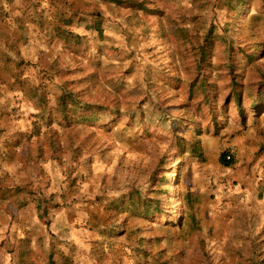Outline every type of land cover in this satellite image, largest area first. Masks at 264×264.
Masks as SVG:
<instances>
[{
    "label": "rangeland",
    "instance_id": "rangeland-1",
    "mask_svg": "<svg viewBox=\"0 0 264 264\" xmlns=\"http://www.w3.org/2000/svg\"><path fill=\"white\" fill-rule=\"evenodd\" d=\"M148 1L160 17L128 0H0V215L9 190L24 212L0 264H249L264 253V101L245 104V120L234 102L221 109L227 62L247 97L264 80V46L252 66L218 43L208 51L225 76L213 77L215 123L187 90L211 24L250 42L249 7L237 19L224 0ZM68 94L101 110L66 107Z\"/></svg>",
    "mask_w": 264,
    "mask_h": 264
},
{
    "label": "trees",
    "instance_id": "trees-1",
    "mask_svg": "<svg viewBox=\"0 0 264 264\" xmlns=\"http://www.w3.org/2000/svg\"><path fill=\"white\" fill-rule=\"evenodd\" d=\"M12 3L13 0H7ZM129 5L131 6L133 13L135 14H153L158 17L161 16V11L150 8L148 0H128ZM251 0H224L223 8L227 9L230 12L234 13V17L237 19L241 17L242 12L246 7H249L248 14L250 15V30L252 32L249 35L250 42H247V46L242 45L241 42H238L235 38V28H233L232 24L225 22L223 24H211L209 28H207L204 34V45L201 48L200 57L195 61V68L192 77L189 80L187 85L188 90V99L190 101V106L194 108V110L201 114L204 110L208 109V115L211 120L215 123L218 120L217 112L215 110L214 104L211 100V95L215 93L217 90V84L213 81V77L217 74L216 80L220 77L225 78L223 74H220V66L213 63L211 59H209V50L213 49L216 43L220 44V46L224 49L225 57L230 60L234 52H239L243 54L245 64L248 66H252L261 51V48L264 46L262 41L257 42L254 37V33L258 30V27L264 29V0H262V7L258 11V13L251 14L252 6L249 4ZM51 25H54L51 23ZM54 31L57 34L62 35L65 34V30H62L57 25L53 26ZM262 31V30H261ZM264 33V31H263ZM257 35V34H255ZM253 39V41L251 40ZM228 74L226 77H230V82L228 84L229 95L226 100L222 103L221 109L223 115H227V111L230 108L231 104L234 102L236 107L238 108L240 115H242L243 120H245L246 114L244 113L245 104H248L254 112H257V107L260 103L264 101V80L258 84V90L254 93L247 94V97L244 96L243 91L245 90L244 85L241 83V79H243V75L235 72L233 65L230 62H227ZM207 71V72H205ZM264 79V78H263ZM247 98V100H246ZM64 104L66 107L68 105L73 104L78 108L86 111V114L93 113L96 111H100V106H95L92 104H82L71 94H68L64 97ZM206 115V112H204ZM133 115L131 116V118ZM182 120L186 124H194L195 130L201 132L203 129L209 131L211 129V125L207 124L205 127H202L199 122H195L191 118H182ZM177 146L179 149H182L184 152L190 151L193 155L203 158V153L201 148L195 146V144L191 143L185 138L178 137ZM228 155H231V159L227 158ZM220 163L225 167H232L236 160L232 154L229 152H225L222 154L220 158ZM201 248H203V252L205 257H208V251L206 249L205 241L201 240ZM249 264H264V253L259 249L257 254L248 257ZM57 264H74L71 261V258L63 254L60 261Z\"/></svg>",
    "mask_w": 264,
    "mask_h": 264
},
{
    "label": "crops",
    "instance_id": "crops-1",
    "mask_svg": "<svg viewBox=\"0 0 264 264\" xmlns=\"http://www.w3.org/2000/svg\"><path fill=\"white\" fill-rule=\"evenodd\" d=\"M14 38L20 39V36L17 34L16 36H14ZM5 50H10V49L6 48ZM3 190H5L4 187H3ZM5 198L7 199V202L3 204L2 215H0L1 216L0 217L1 218L0 220V261L3 263H7L9 259L8 258L9 247L6 243V240L8 239V231L10 230L11 226H12V229H14V231H16L19 228L23 214H24V212H21V211L19 212L20 210L19 207L21 204L17 202L19 198L17 194L9 190L8 193L5 194ZM263 204H264V197H263ZM4 209H6L5 212H7L8 214L3 212ZM263 244H264V240H263ZM16 255L15 257H18L19 253L16 252Z\"/></svg>",
    "mask_w": 264,
    "mask_h": 264
},
{
    "label": "built area",
    "instance_id": "built-area-1",
    "mask_svg": "<svg viewBox=\"0 0 264 264\" xmlns=\"http://www.w3.org/2000/svg\"><path fill=\"white\" fill-rule=\"evenodd\" d=\"M227 158L230 160L231 159V155H228Z\"/></svg>",
    "mask_w": 264,
    "mask_h": 264
}]
</instances>
